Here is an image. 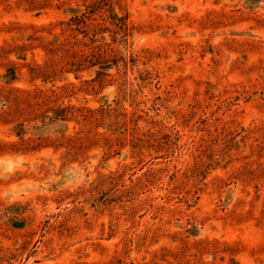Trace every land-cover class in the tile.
I'll return each mask as SVG.
<instances>
[{"label":"rangeland","instance_id":"1","mask_svg":"<svg viewBox=\"0 0 264 264\" xmlns=\"http://www.w3.org/2000/svg\"><path fill=\"white\" fill-rule=\"evenodd\" d=\"M0 264H264V0H0Z\"/></svg>","mask_w":264,"mask_h":264}]
</instances>
